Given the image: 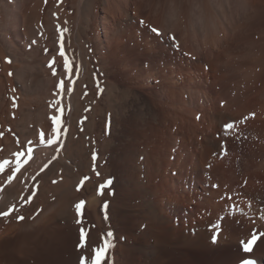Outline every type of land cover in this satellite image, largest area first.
<instances>
[{
	"label": "rangeland",
	"instance_id": "rangeland-1",
	"mask_svg": "<svg viewBox=\"0 0 264 264\" xmlns=\"http://www.w3.org/2000/svg\"><path fill=\"white\" fill-rule=\"evenodd\" d=\"M0 19V212L13 209L0 215V238L46 223L57 248L27 263L0 253V264H63L59 245L70 229L97 246L112 234L102 264H149L126 248L150 247L153 239L146 245L139 235L146 229L151 237L170 229L237 236L224 246L229 259L212 264H236L264 245V225L247 221L264 217V0H0ZM52 116L61 134L41 144ZM208 138L216 150L205 151ZM122 174L132 183L125 196ZM64 181L75 206L84 203L79 214L70 206L74 218L56 219L52 187ZM116 204L125 208L115 213ZM198 254L188 250L189 264Z\"/></svg>",
	"mask_w": 264,
	"mask_h": 264
},
{
	"label": "bare ground",
	"instance_id": "bare-ground-1",
	"mask_svg": "<svg viewBox=\"0 0 264 264\" xmlns=\"http://www.w3.org/2000/svg\"><path fill=\"white\" fill-rule=\"evenodd\" d=\"M5 0H3V3H4ZM87 1V0H86ZM2 3V2H1ZM3 5V4H2ZM7 5V4H6ZM8 6V5H7ZM6 7V6H5ZM4 7V8H5ZM3 8V7H2ZM6 9H8V7L5 8V11ZM11 9V7H10ZM105 9V8H103ZM2 10V9H1ZM13 10V9H12ZM107 10V9H106ZM9 11V10H8ZM3 12V11H2ZM10 12V11H9ZM8 12V13H9ZM13 12V11H12ZM5 13V12H3ZM108 13V12H106ZM2 14V13H1ZM104 14V13H103ZM6 15V13H5ZM9 15V14H7ZM7 18V17H6ZM5 18V19H6ZM105 18V17H104ZM2 20V19H0ZM17 20V19H16ZM7 21V20H6ZM12 23V21H10ZM9 21L7 23H10ZM15 22V20L13 21ZM1 23V22H0ZM2 24V23H1ZM3 25V24H2ZM7 25V24H6ZM174 25V24H173ZM10 26V25H9ZM9 26H6L9 27ZM176 26V25H175ZM12 28V26H10ZM10 28V29H11ZM1 29V28H0ZM3 29V28H2ZM5 30V28H4ZM15 30V29H14ZM175 30V29H174ZM2 31V30H0ZM114 31V30H113ZM212 32V31H211ZM4 33V32H2ZM7 34V33H5ZM163 34V33H162ZM175 34V33H174ZM1 38H4L1 37ZM187 42V41H186ZM24 43V42H23ZM185 44V43H184ZM2 47V46H1ZM4 47V46H3ZM11 48V47H10ZM6 54V53H5ZM15 57V56H14ZM17 58V57H16ZM14 61V60H13ZM15 62V61H14ZM18 62V61H17ZM16 64V62H15ZM14 66H17V65H14ZM29 66V65H28ZM16 78V76H15ZM70 81V80H69ZM72 84V83H71ZM108 86V85H107ZM113 88V87H112ZM70 89V88H69ZM78 91V90H77ZM111 88L109 89V92H111ZM79 92V91H78ZM25 93V92H24ZM78 94V93H77ZM25 95V94H23ZM64 95V94H63ZM76 96V94H75ZM114 96V95H113ZM110 96L108 95V98ZM44 98V97H43ZM67 100V99H66ZM235 102V101H234ZM42 103V102H41ZM228 103V102H227ZM231 103V102H230ZM109 106V105H108ZM24 107V105H23ZM111 107V106H110ZM46 108V107H45ZM109 108V107H108ZM109 110V109H108ZM117 110V109H116ZM119 110V109H118ZM115 111V110H114ZM113 111V112H114ZM218 111V110H217ZM140 112V111H139ZM43 113V112H42ZM118 113V112H117ZM123 113V112H122ZM125 114V113H124ZM138 114V113H137ZM216 114V113H215ZM28 115V114H27ZM143 115V114H142ZM227 115V114H226ZM35 116V115H34ZM139 116V115H137ZM136 116V117H137ZM21 117V116H20ZM27 117V116H26ZM76 117V116H75ZM143 117V116H142ZM141 117V118H142ZM214 117V116H213ZM264 117V116H263ZM22 118V117H21ZM28 118V117H27ZM215 118V117H214ZM213 118V119H214ZM50 119V118H48ZM139 119V118H137ZM212 119V118H211ZM111 120V119H110ZM219 120V119H218ZM23 121H26V118L25 120ZM35 121V120H34ZM39 121V119H38ZM50 121V120H49ZM216 121V120H215ZM29 122V121H28ZM37 122V121H36ZM44 122V121H43ZM71 122V121H70ZM42 123V122H41ZM48 123V122H46ZM77 123V122H76ZM221 123V122H220ZM23 124V123H22ZM114 124V123H113ZM126 124V123H125ZM140 124V123H139ZM142 124V123H141ZM17 125V124H16ZM40 125V124H39ZM44 126V125H43ZM110 126V125H109ZM217 126V125H216ZM23 128V127H22ZM38 128V127H37ZM27 129V128H26ZM31 129V128H30ZM40 129V128H39ZM43 129V128H41ZM29 130V129H28ZM76 130V129H75ZM21 131V130H20ZM77 131V130H76ZM38 132V131H37ZM29 133V131H28ZM34 133V132H33ZM31 134V133H30ZM28 135V134H27ZM71 135V134H70ZM30 136V135H29ZM21 137V136H20ZM24 137V136H23ZM34 137V136H33ZM209 137V136H208ZM211 138V137H210ZM75 139V138H74ZM205 145H204V149L205 151L207 150H216L217 148V142H215L213 139H205ZM25 141V140H24ZM73 142V140H71ZM81 141V140H80ZM71 143V142H70ZM82 144V143H81ZM61 145V144H60ZM79 145V144H78ZM56 146H59V145H56ZM73 146V145H71ZM80 146V145H79ZM107 146V145H106ZM29 147V146H28ZM44 147V146H43ZM67 147V145H66ZM228 147V146H227ZM47 148V147H46ZM58 148V147H57ZM71 148V147H70ZM83 148V147H82ZM15 149V147H14ZM39 149V148H38ZM54 149V148H53ZM48 150V149H46ZM55 150V149H54ZM67 150V149H66ZM74 150V149H73ZM42 151V150H41ZM56 151V150H55ZM49 152V151H48ZM58 152V151H56ZM74 152V151H73ZM40 153V152H38ZM43 153L45 154L44 150H43ZM4 155V154H3ZM81 155V154H80ZM79 155V156H80ZM12 156V155H11ZM39 156V155H38ZM10 157V155H9ZM138 157V156H137ZM12 158V157H10ZM43 159H44V156H43ZM48 160V158H45ZM52 159V158H51ZM65 159V158H64ZM5 160V159H4ZM39 160V159H38ZM61 160V159H60ZM80 160V159H79ZM41 161V160H40ZM39 161V162H40ZM46 161V160H45ZM44 161V162H45ZM63 161V160H62ZM78 161V160H77ZM14 162V161H12ZM38 162V163H39ZM36 163V162H35ZM34 163V164H35ZM50 163V162H49ZM40 164V163H39ZM80 165V164H79ZM38 166V165H36ZM40 166V165H39ZM198 166V165H197ZM220 166V165H219ZM199 167V166H198ZM37 168V167H36ZM80 168V166L78 167ZM232 169V168H231ZM41 170V169H40ZM195 171V170H194ZM26 172V171H25ZM40 173V172H39ZM68 173V172H67ZM215 173V172H214ZM232 173V172H231ZM66 174V173H65ZM71 174V173H70ZM51 175V174H50ZM235 175V174H234ZM28 176V175H27ZM63 176V175H62ZM75 176V175H74ZM233 176V175H232ZM24 177V176H22ZM71 177V176H70ZM28 178V177H27ZM51 178V177H50ZM49 178V179H50ZM46 179V178H45ZM57 179V178H55ZM72 179V178H71ZM220 179V178H219ZM223 179V178H222ZM9 180V179H8ZM51 180V179H50ZM49 180V181H50ZM75 180V179H74ZM131 180L133 181V178H131ZM219 181V180H218ZM7 182V181H6ZM117 182V181H116ZM121 182V184H120ZM130 178L128 176H124V174H122V177L121 179L119 180V182H117V186L120 190V192H122L121 194H123L122 196H125L128 194V192L130 190V186L132 183H130ZM6 184V183H5ZM10 184V183H9ZM13 184V183H11ZM74 184V183H73ZM7 185H8V182H7ZM46 185V184H45ZM133 186H136V188H139L141 187L138 186L137 182L133 181ZM69 185L65 183V181L63 183H59L58 185L52 187V189L55 191L56 194L60 195V201H59V204L57 203V208H53V209H57L56 212L54 211L55 213V216L57 215V218L58 219V216L61 218H64L62 217L63 215H69V218L70 216L72 218L75 217V211L73 209L70 210V212H68V209L70 208V206L74 205V202L75 200H72V198L70 199L69 197H71V192H69ZM135 188V187H134ZM46 189V188H44ZM137 190V189H136ZM14 191V190H13ZM19 191V190H18ZM17 191V192H18ZM139 191V190H138ZM137 191V192H138ZM49 191H47L48 193ZM46 193V192H45ZM12 194V193H11ZM44 194V193H43ZM52 194V193H50ZM138 195V194H137ZM261 195V194H260ZM18 197V195H16ZM142 196V195H141ZM3 197V196H2ZM56 197V196H55ZM59 197V196H58ZM131 197V196H130ZM129 197V198H130ZM208 197V196H207ZM262 197V196H261ZM12 198V197H11ZM10 198V199H11ZM57 198V197H56ZM70 199L69 201H67L68 199ZM77 198V197H76ZM9 199V200H10ZM45 199V197H44ZM128 199V198H127ZM8 200V202H9ZM50 200V199H49ZM120 200V199H119ZM6 201V200H5ZM125 200H122L121 202H123ZM206 201V200H205ZM209 201V199H208ZM258 201V200H257ZM44 202V201H43ZM52 202V201H51ZM92 202V201H91ZM112 202V201H111ZM120 202V203H121ZM207 202V201H206ZM211 202V201H210ZM7 203V202H6ZM47 203V202H46ZM54 203V202H53ZM68 203V204H67ZM76 203V202H75ZM115 203V202H114ZM213 203V202H212ZM259 203V202H258ZM40 204V203H39ZM98 204V203H97ZM209 204V203H208ZM96 205V204H95ZM94 205V207H95ZM211 205V204H210ZM209 205V206H210ZM262 205V203H261ZM56 206V205H55ZM91 207V205H89ZM112 206V205H111ZM115 206V205H114ZM208 206V205H207ZM257 206V205H256ZM263 206V205H262ZM54 207V206H53ZM93 207V206H92ZM49 208H52V206ZM73 208V207H72ZM125 207L124 206H121V204H119L117 206L116 204V207L114 208L115 209V213L117 212H120L121 209H124ZM92 209V208H91ZM97 209V208H96ZM218 209V208H217ZM112 210V209H111ZM53 211V210H52ZM49 212V211H48ZM124 214V213H123ZM42 215V214H40ZM39 215V216H40ZM94 215V214H93ZM258 215V214H257ZM49 216V214L47 215ZM51 216V215H50ZM120 216V215H119ZM219 216V215H218ZM44 217V216H43ZM42 217V218H43ZM53 217V216H52ZM126 217V216H125ZM246 217V216H245ZM250 217V216H249ZM247 219V221H249V219L251 220L252 224H255V225H258V224H263L264 225V218H262L261 216H259L258 218H249ZM221 218V217H220ZM219 218V219H220ZM244 218L243 216L241 217V219ZM65 219V218H64ZM42 220V219H41ZM45 220V219H44ZM48 220V219H47ZM50 220H52L50 218ZM226 220V219H225ZM243 220V219H242ZM253 220V221H252ZM37 221V220H35ZM35 221H32L36 224ZM246 221V220H245ZM41 222H44L43 220ZM25 223V222H24ZM30 223V222H29ZM245 223V222H244ZM18 224V223H17ZM220 224V223H219ZM1 225V223H0ZM237 225V224H236ZM18 226V225H17ZM20 234L19 236H16V237H13V236H9V234L7 235H3L1 238H0V253L2 254V256H4V259L7 260V262H13V261H16L18 262L17 260H20V261H23V262H26L28 259H34V261H40V259L42 260L43 256L45 255V258L47 256V254H50L49 251H52V253L55 254V252H53L54 250H57V248L55 247V245L53 244L54 243V240L51 236H54L55 234L53 232H49L47 229H46V223H37L36 225L34 224H20ZM218 226V225H217ZM247 226V224H246ZM159 227H155V231L159 230L158 229ZM19 229V228H18ZM5 231V230H4ZM71 229L69 230V232H67L66 234H70L71 236L72 233H70ZM218 231V230H217ZM6 232V231H5ZM57 232V231H56ZM128 232V231H127ZM130 232V231H129ZM214 232V233H213ZM89 233V232H88ZM11 234V233H10ZM63 234L62 230L59 232V233H56L57 237L58 236H61ZM99 234H101L99 232ZM151 234L152 233H149V231H147V229L144 231V232H140V237L143 238V240H147V244L148 245V238H152L153 239V242L151 243L150 247L147 248V246H142L144 244L141 245L140 244H136L134 246H130V247H126L128 248L129 251H134L138 254H140L141 256L145 257L147 260H148V255L150 256V263L149 264H179V260H182L184 264H189L188 262V250L190 249H194L195 251L199 252V254L197 255L199 262L202 260L206 261L207 263H210L211 264L213 263L212 259L214 257L218 258V260L222 261V262H225L227 261L229 258V256H227L226 254L228 253V249L226 251V249L224 248V246H229L231 245L233 242L237 241L235 235L233 236V234H226L224 235V233H221L220 230L218 232H216V229L214 230H211L210 232L209 231H199L197 236L195 238H189L188 236H177L175 235V231L173 229H170L169 232L168 230L165 232V230H162V233L161 232H157V234L155 236H152L151 237ZM216 237L215 239V242H213V236ZM219 234V236H217ZM51 235V236H50ZM122 235V234H121ZM130 235V234H129ZM138 235V236H139ZM64 236V234L59 238L61 240V238ZM102 236V235H101ZM55 237V238H57ZM67 237V235H66ZM155 238V240H154ZM102 239V238H101ZM104 239V237H103ZM139 239V238H138ZM67 242V241H66ZM65 242V243H66ZM69 242V241H68ZM103 241H101L102 243ZM263 244H264V241H262ZM61 245H59V249L60 251H62V253H66V248L69 247V246H65V243H62L60 241ZM70 243V242H69ZM123 245V244H122ZM123 248V247H122ZM120 248V250L122 249ZM176 248H181V251H180V257L179 259H177L176 257H174L173 253ZM259 248H262L263 249V254H260L258 253V249ZM58 249V250H59ZM254 254L252 256L251 254V257H247L245 259H249L251 261H253V264H264V245L261 246V241L259 240L257 242V244L255 245L254 247ZM72 250V249H71ZM238 250V249H237ZM240 251V250H239ZM262 251V250H261ZM57 252V251H56ZM59 252V251H58ZM70 252V251H69ZM68 252V253H69ZM230 252V251H229ZM44 255H43V254ZM67 253V254H68ZM72 253V252H71ZM177 253V252H176ZM232 253V252H231ZM43 256H42V255ZM61 253H59L58 255H60ZM66 254V256H67ZM77 254V253H75ZM71 255V254H70ZM28 256V257H27ZM63 256V255H62ZM61 256V263H65L64 261V257ZM65 256V255H64ZM231 256V254H230ZM242 256V255H240ZM27 257V258H26ZM53 257V256H52ZM80 257V256H79ZM236 255L232 258L235 259ZM51 258V257H50ZM60 258V257H59ZM72 258V257H71ZM77 258V257H76ZM238 258V257H237ZM231 259V258H230ZM243 259V260H245ZM26 260V261H25ZM49 260V259H48ZM66 260V259H65ZM74 260V255H73V259L70 260V261H73ZM79 260V259H78ZM233 260V259H232ZM242 260V261H243ZM19 261V262H20ZM43 261V260H42ZM41 261V262H42ZM46 261V260H45ZM44 261V262H45ZM57 261V260H56ZM55 261V262H56ZM59 261V260H58ZM57 261V262H58ZM68 261V262H70ZM77 261V260H76ZM210 261V262H209ZM217 261V260H216ZM238 262L239 264H241V262ZM8 262V263H9ZM28 262V261H27ZM26 262V263H27ZM74 262V261H73ZM72 262V264H74ZM198 261L195 262V264H200ZM53 263H54V260H53ZM202 263V262H201ZM204 263V262H203ZM202 263V264H203ZM217 263V262H216ZM236 263V264H238ZM17 264V263H15ZM45 264V263H44ZM48 264V263H47ZM59 264V263H58ZM66 264V263H65ZM71 264V262H70ZM215 264V262H214Z\"/></svg>",
	"mask_w": 264,
	"mask_h": 264
},
{
	"label": "snow or ice",
	"instance_id": "snow-or-ice-1",
	"mask_svg": "<svg viewBox=\"0 0 264 264\" xmlns=\"http://www.w3.org/2000/svg\"><path fill=\"white\" fill-rule=\"evenodd\" d=\"M65 31H66V29H65ZM152 31L153 32H156L159 35L158 30L152 29ZM60 55L61 56H64L63 50H61ZM52 63H54V60L52 62H50L49 67L52 66ZM64 66H65V69L67 71H69V72L71 71V62L66 57H65V64H64ZM53 74H55V70H53ZM58 87H60L61 89H63V81L60 82V84L58 85ZM55 103L56 104H59L60 101L57 100ZM57 111L60 112L61 109L57 108ZM50 119L52 120V123L54 125V127L52 129V133L50 134V137L47 140H45V133L42 131L40 133V143L41 144H44V143H47L48 145L54 144V143H56V140H57L58 135L61 134L62 120L60 119V117L59 116H52V117H50ZM232 127H233L232 124H227V125H225V130L227 131V130L231 129ZM64 131H66V129ZM29 143H31V142H29ZM31 152H32V149L29 148L28 149V153L30 154ZM23 155H24V153L23 152H20L18 154V157L19 156H23ZM30 158H31V156L29 155V159ZM27 162H28L27 160H24L23 161V163H27ZM21 166H22V164L17 163V165H16V171H19ZM0 167H2V166H0ZM107 183H111V181H108ZM105 186L106 185H101L100 187L102 189ZM83 203L84 202H81L80 204H77L75 206L78 214L80 212V208H81V205ZM12 210L13 209L9 208V210L6 211V212H0V215L7 216V215H9L11 213ZM262 218H264V217H262ZM20 219H22V217H20ZM79 222L80 221L78 220L77 223H79ZM261 235H264V234H261ZM85 237H86V233L82 229L81 230V234H80V241L81 242H80V245H79V247H81V248H83L85 246ZM111 237H112V234L111 233H108L107 234V238L103 241V243L100 246H98V247H96V248L93 249V253H94L93 256L90 257V258L89 257H86V256L81 257L80 264H88L89 259L91 261V264H102V261H103V259L105 257L106 252L111 247H113L112 242H111ZM257 238L258 237L256 236V234H253L252 237H251V239L247 243L241 241V243L243 245V251H245V252L251 251L250 245H252ZM215 239H216V237L213 236V242H215ZM241 264H253V261H251L249 259H245V260H243L241 262Z\"/></svg>",
	"mask_w": 264,
	"mask_h": 264
},
{
	"label": "crops",
	"instance_id": "crops-1",
	"mask_svg": "<svg viewBox=\"0 0 264 264\" xmlns=\"http://www.w3.org/2000/svg\"><path fill=\"white\" fill-rule=\"evenodd\" d=\"M73 235V234H72ZM85 239H87V240H85V246L83 247V248H81V247H79V245H80V237H74V236H71L70 234L69 235H67V237H66V239H65V241H64V238H63V241H64V243H65V246L67 247V246H69V247H67L66 248V253L63 255L64 256V261H65V263L66 264H70V262H71V264H72V262L74 263V264H80V260H81V257H84V256H86V257H92L93 256V249L94 248H96V247H98L97 245H95L94 244V242H90L89 241V237H85ZM70 243H69V242ZM94 244V245H93ZM94 246H96V247H94ZM72 249V250H71ZM70 251V252H69ZM69 252V253H68ZM72 252V253H71ZM68 253V254H67ZM75 253H77V254H75ZM66 254H67V256H66ZM71 254V255H70ZM73 255H74V260L73 261H70V260H72L73 259ZM80 256V257H79ZM72 257V258H71ZM77 257V258H76ZM66 259V260H65ZM79 259V260H78ZM45 260L47 261V259L45 258ZM77 260V261H76ZM68 261H70V262H68ZM64 263V264H65ZM88 264H91V261H90V259H89V262H88Z\"/></svg>",
	"mask_w": 264,
	"mask_h": 264
}]
</instances>
